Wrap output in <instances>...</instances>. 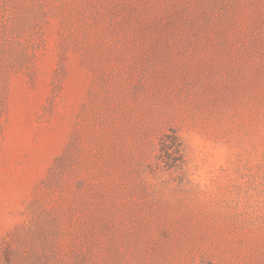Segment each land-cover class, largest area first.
I'll use <instances>...</instances> for the list:
<instances>
[{
	"label": "rangeland",
	"instance_id": "rangeland-1",
	"mask_svg": "<svg viewBox=\"0 0 264 264\" xmlns=\"http://www.w3.org/2000/svg\"><path fill=\"white\" fill-rule=\"evenodd\" d=\"M0 264H264V0H0Z\"/></svg>",
	"mask_w": 264,
	"mask_h": 264
}]
</instances>
